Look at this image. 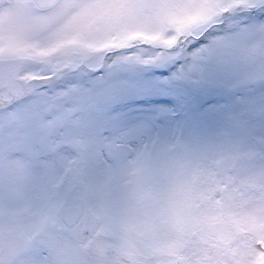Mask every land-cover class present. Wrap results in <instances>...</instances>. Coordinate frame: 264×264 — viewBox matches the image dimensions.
<instances>
[{
	"label": "snow or ice",
	"instance_id": "1",
	"mask_svg": "<svg viewBox=\"0 0 264 264\" xmlns=\"http://www.w3.org/2000/svg\"><path fill=\"white\" fill-rule=\"evenodd\" d=\"M0 264H264V0H0Z\"/></svg>",
	"mask_w": 264,
	"mask_h": 264
}]
</instances>
